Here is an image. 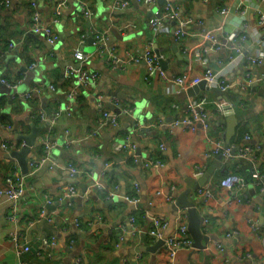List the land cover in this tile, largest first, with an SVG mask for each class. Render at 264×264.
<instances>
[{"label":"crops","instance_id":"crops-1","mask_svg":"<svg viewBox=\"0 0 264 264\" xmlns=\"http://www.w3.org/2000/svg\"><path fill=\"white\" fill-rule=\"evenodd\" d=\"M114 1L10 0L5 6V0H0V78L9 83L21 81L17 93L0 87V174L23 175L27 187L19 202L18 223L8 220L10 202L0 198V264H171L166 244L156 247L157 241L147 232L152 220L161 217L169 225L160 240L172 237L180 215L176 206H193L208 219L211 240L205 249H182L174 264H264V192L253 183L251 165L238 158L228 163L221 156L206 158L210 146L201 129L172 127L175 120L187 115L190 105L205 99L209 135L227 144L225 116L216 104L226 98L239 119L230 145L256 147L257 170L264 176V64L247 63L248 56L264 53L258 13L264 14V3L165 0L179 7L180 18L165 21L163 29L155 31L149 23L163 9L165 4L160 1L164 0H155L151 6L131 0L123 9L116 8ZM81 3L89 8L90 18L82 12ZM224 7L229 9L228 15L221 14ZM35 11L58 34L55 45L30 32ZM181 22L186 24L187 35L177 42L174 32ZM205 31L221 41L220 51L212 49L203 36ZM95 33L104 36L106 54L117 57L115 66L108 64V56H99ZM233 33L247 37L245 42L237 40L240 53L230 48L228 37ZM90 37L94 38L92 44ZM76 48L89 56L82 68L100 74L96 81L80 85L69 76L71 68L80 67L74 58ZM147 49L160 51L168 61L164 71L170 80L183 75L192 79L211 68L223 73L233 88L223 95L216 89L189 95L188 89L158 73L149 76L145 62L131 63L133 55ZM250 81L249 89L243 91ZM75 89L78 94L72 98L69 92ZM124 108L133 113L122 116L118 127L109 121L103 125L105 113L118 114ZM59 110L52 132L53 159L58 167L50 169L49 164L31 175V162L44 155L42 139L47 129L40 115L51 117ZM35 129L38 145L31 149L34 159L29 160V171L24 174L11 155L21 151L22 137ZM234 138L239 139L238 145L232 143ZM3 143L11 148L2 149ZM117 145L124 149L116 150ZM151 160L162 161L163 167H147ZM69 166L83 173L74 177ZM209 170L213 174L204 189L211 190L213 198L205 202L195 182L199 171L206 175ZM235 170L247 180L246 188L222 189L220 182ZM98 184L104 188L98 189ZM70 186L77 188L74 197L67 196ZM115 186L121 195L138 199V204L121 197L109 199L108 191ZM0 188H6L2 178ZM44 206L46 216L41 214ZM132 216H136L139 230L135 235ZM75 220L93 221V225L77 227ZM231 231H239L240 236L226 238ZM14 232L27 237L31 252L18 254L11 240ZM51 237L57 240L55 248L43 243Z\"/></svg>","mask_w":264,"mask_h":264},{"label":"built area","instance_id":"built-area-1","mask_svg":"<svg viewBox=\"0 0 264 264\" xmlns=\"http://www.w3.org/2000/svg\"><path fill=\"white\" fill-rule=\"evenodd\" d=\"M140 2L144 3L145 5L151 6L155 4V0H139ZM222 1V0H221ZM261 3H264V0H259ZM10 3V0H5L3 3L5 6H8ZM131 0H115L114 6L116 8H127L130 6ZM82 12L86 17H91V12L89 8H87V5L85 3H81ZM222 15H228L229 9L227 7H224L221 9ZM259 13V25L261 28H263L264 31V14L261 11H258ZM180 18V9L179 7L175 6L173 3L168 2L164 5L163 9L161 11H158L155 16L150 20V27L154 29L155 31H160L164 27V22L167 20H178ZM57 21V20H56ZM55 21V22H56ZM186 24L184 22L180 23L179 28L174 32V37L177 42H180L186 35L187 31L185 28ZM30 32L34 35L43 36L49 44L52 46L55 45L59 41V36L55 32L53 26L48 24H43L42 19L36 11L32 14L31 19V30ZM95 37V44L99 51L100 57H107L108 64L110 66H115L118 63V59L114 54H106L105 51V38L102 34L95 33L93 34ZM203 36L205 39L211 44V47L214 51L218 52L221 50L222 44L221 41L212 33L204 32ZM247 37L245 35H239L236 33L231 34L228 37V41L230 42V48L237 50V52L240 53L241 47L237 46V40H241L242 42H245ZM11 48L14 47V45L10 46ZM200 57V56H199ZM74 58L80 62V67L78 69L71 68L69 70V76L75 77L77 82L80 85H86L90 83L91 81H96L100 74L98 72L89 71L86 68H82L83 65H81L83 62H86L89 59V56H86V54L82 51L80 48H76L74 51ZM201 58V57H200ZM131 63L140 64L141 62H145L147 65V72L149 76H152L154 73H158L160 77L164 80L171 81L172 83L182 86L185 89H189L191 87H194L196 85H199L201 82L205 81L207 87L210 88V90L216 89L220 91L222 94H226L233 88V85L227 82V80L224 78L223 73H217L213 71L211 68H207L202 76L194 77L192 79L188 78V76L183 75L181 77H177L175 79H169L165 73V71L162 69L160 63H159V57L156 53L152 52L151 50L147 49L143 53H141L139 56H132L130 59ZM247 63L249 65L254 66H261L264 64V53L262 51L255 57V56H248L247 57ZM0 82L3 85H6L12 89H17L21 81L16 83H9L8 81L1 79ZM251 85V81L248 83V85L243 86V91H246L249 89ZM51 90H55L54 86L50 87ZM75 88H78L77 86ZM36 91V89H35ZM33 92L28 93L27 97H32ZM77 89L71 91L70 97L75 98L77 96ZM205 100V99H204ZM202 100L199 103H193L190 105L187 109V115L183 118L177 119L173 122L172 127L173 128H184L185 130L189 131H197L198 129H201L206 137H207V143L210 146L209 152L205 154L206 158H211L214 156H221L223 162L228 163L232 161L235 158L245 160L247 161L251 167H252V173L251 177L253 180V183L260 186L261 190L264 192V176L257 170V148L254 147L251 144H246L242 147H236L233 145H228L224 142L222 139H215L209 135L210 131V115L207 112V109L203 106ZM218 107V111L220 114L226 116H229L232 113H235L234 106L225 99H221L219 102L216 103ZM71 107H68L66 110L71 111ZM133 113L132 109L124 108L121 109V111L118 114H104L105 122H103V125L106 124L107 121L111 123L113 127H118L120 123V119L122 116L131 115ZM61 115V110L56 111L53 116L48 117L46 114L42 113L40 115L41 122L46 126L47 132L45 137L42 139V145L44 149V155L40 160H34L31 162V169L33 170L30 174H35L38 170L42 169L43 167L50 164V169H54L55 167H58V164H56L55 160L53 159V150L55 148V143L52 140V132L53 127L56 124V121L59 119ZM95 135V132L93 133ZM250 137L246 136V140H249ZM2 149L8 150L11 147L3 143L1 145ZM124 146L117 145L116 150H123ZM147 167H155V168H161L163 167V163L160 160H151L146 163ZM70 173L72 176H78L82 174L83 172L74 168L73 166L68 167ZM204 172L199 171L197 176H202ZM3 179L5 181L6 188L1 189L0 188V198H5L10 202V208L8 213V220L12 223H18L19 222V202L25 197L27 193V187L25 179L26 177L23 175H17L15 173H11L9 175H6L5 177L0 174V179ZM247 180L240 174L233 172L229 173L221 182L220 187L226 191L233 192L237 189H245L247 186ZM98 189L104 188L103 185L98 184ZM33 189V188H31ZM30 189V190H31ZM120 188L119 186H115L113 189H109L108 191V198L109 199H115L118 197H122L120 194ZM197 193L199 196L203 197L205 202H209L213 198L212 191L209 189L199 188L197 190ZM78 194L77 188L75 186H70L69 190L67 192L68 197H74ZM124 199L127 201L138 204V199L136 198H130L125 196ZM235 202L240 203V200L238 198L234 199ZM50 203V202H48ZM42 216H46L47 214V207L44 206L41 210ZM51 221V220H49ZM188 216L186 212L182 211L180 212V215L177 219V229L175 234L168 238L166 240V249L169 254V258L171 259V264L175 263V260L178 256L179 251L182 249H188L192 250L193 248V239L189 233L188 229ZM208 219H204L202 227L203 232L207 235L209 232L208 228ZM137 219L135 216H132L130 218V224L133 227V235L139 232L138 227L136 226ZM75 225L77 227H80L81 225H93V221H80L75 220ZM169 225V222L161 217L154 218L152 220V224L150 229L148 230V235L151 237H155L157 239L163 238V233L167 229ZM256 225V224H254ZM240 236L239 231H231L226 234V238L228 239H235ZM11 240L17 247V252L19 255L29 253L31 252V246L29 244V241L27 240V237L22 235L20 232H14L12 234ZM44 245H46L49 248H55L57 246V240L55 237H51L49 239H45L43 241ZM218 248L223 251L224 247L217 244ZM52 254H49V257H51ZM252 256L248 255L246 256V259H251Z\"/></svg>","mask_w":264,"mask_h":264},{"label":"water","instance_id":"water-1","mask_svg":"<svg viewBox=\"0 0 264 264\" xmlns=\"http://www.w3.org/2000/svg\"><path fill=\"white\" fill-rule=\"evenodd\" d=\"M160 3L162 4H166V1H160ZM88 42L90 44H92L94 42V38L93 37H90L88 39ZM84 51V50H83ZM88 52V51H86ZM156 54L157 56L159 57V63L162 67L163 70L166 69L167 67V60L163 59V56L161 55V52L160 51H156ZM7 87L11 90L14 91V93H17L20 89V87H18L17 89H12L6 85H3L1 82H0V87ZM76 87V86H74ZM201 89H208L210 90L209 87H207L206 85V82L203 81L201 82L199 85H196L194 87H191L188 89V94L189 95H192V96H195V95H198L199 93V90ZM219 93H221L219 91ZM69 94H71V92H69ZM222 94V93H221ZM223 95V94H222ZM221 99H225L227 100L226 98L224 97H221ZM222 123H225L227 124V132H226V141H227V144L230 145V142H231V139L233 138V136L236 134V129H237V126L239 124V119L238 117L235 115V113H232L230 114L229 116H226L225 117V120H222ZM37 132H38V129H35L33 131V133L29 136H24L22 137L25 141V144L24 146L22 147L21 151L20 152H13L12 153V157L17 159L19 161V164L21 166V169H22V172L24 174H27L28 171H29V160H33V156L30 155V152H31V149L35 146L38 145V136H37ZM39 140V139H38ZM222 159V157H221ZM213 171L209 170V172L206 174V175H203V176H200L198 177V182H195V186H196V190H198L199 188H204L205 185L207 184V181L210 177L211 174ZM78 183V182H76ZM79 184V183H78ZM81 188L84 189V192H85V186L81 185ZM125 197V195H122L121 197V200H123ZM176 210L180 213L182 211L186 212L187 216H188V229H189V233L193 239V248L194 249H205L206 248V244L210 242L211 240V237L204 234V232L202 231V224H203V217H201L197 211V209L195 207H183L180 209V207H175ZM153 239H155L157 241V246H161L162 244L165 243V241L163 240H160V239H157L155 237H152ZM166 244V243H165ZM154 247V248H156Z\"/></svg>","mask_w":264,"mask_h":264},{"label":"trees","instance_id":"trees-1","mask_svg":"<svg viewBox=\"0 0 264 264\" xmlns=\"http://www.w3.org/2000/svg\"><path fill=\"white\" fill-rule=\"evenodd\" d=\"M232 143H233V144L235 143V145H238V144H239V139L234 138L233 141H232ZM251 169H252V168H251ZM234 172L240 174V170H235ZM135 217H136V216H135Z\"/></svg>","mask_w":264,"mask_h":264}]
</instances>
